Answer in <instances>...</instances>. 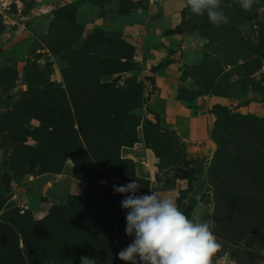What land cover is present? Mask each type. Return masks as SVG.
Here are the masks:
<instances>
[{
    "label": "rangeland",
    "instance_id": "rangeland-1",
    "mask_svg": "<svg viewBox=\"0 0 264 264\" xmlns=\"http://www.w3.org/2000/svg\"><path fill=\"white\" fill-rule=\"evenodd\" d=\"M186 5L0 0V264H131L132 181L264 264V0Z\"/></svg>",
    "mask_w": 264,
    "mask_h": 264
},
{
    "label": "clouds",
    "instance_id": "clouds-1",
    "mask_svg": "<svg viewBox=\"0 0 264 264\" xmlns=\"http://www.w3.org/2000/svg\"><path fill=\"white\" fill-rule=\"evenodd\" d=\"M260 0H239L240 6L251 11ZM191 13L203 16L217 26L227 24L228 17L220 7L221 0H186ZM102 183H106L102 181ZM140 185L132 181L113 185L115 193L124 194L121 207L127 210L125 233L132 242L117 253L131 264H212L220 249L208 222H195L181 212L171 197L158 191L138 196ZM81 264H97L87 255Z\"/></svg>",
    "mask_w": 264,
    "mask_h": 264
},
{
    "label": "trees",
    "instance_id": "trees-1",
    "mask_svg": "<svg viewBox=\"0 0 264 264\" xmlns=\"http://www.w3.org/2000/svg\"><path fill=\"white\" fill-rule=\"evenodd\" d=\"M189 10V7L186 5L185 8H184V11H183V16H185L186 12ZM220 106V105H218ZM87 160H90V157L87 156ZM192 188V182L190 181V184H189V187L187 189H183L181 191V196L180 198H184L186 196V193L188 190H190ZM97 219H99L100 221H105L106 220V216L105 215H94Z\"/></svg>",
    "mask_w": 264,
    "mask_h": 264
},
{
    "label": "built area",
    "instance_id": "built-area-1",
    "mask_svg": "<svg viewBox=\"0 0 264 264\" xmlns=\"http://www.w3.org/2000/svg\"><path fill=\"white\" fill-rule=\"evenodd\" d=\"M228 255H224V259L223 260H219L220 264H227L228 260H227Z\"/></svg>",
    "mask_w": 264,
    "mask_h": 264
}]
</instances>
